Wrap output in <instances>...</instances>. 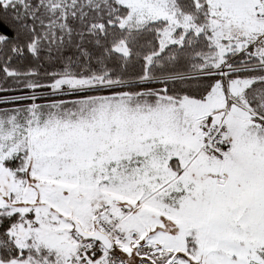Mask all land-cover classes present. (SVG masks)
Returning a JSON list of instances; mask_svg holds the SVG:
<instances>
[{"label": "snow or ice", "instance_id": "snow-or-ice-1", "mask_svg": "<svg viewBox=\"0 0 264 264\" xmlns=\"http://www.w3.org/2000/svg\"><path fill=\"white\" fill-rule=\"evenodd\" d=\"M0 264H264V0H0Z\"/></svg>", "mask_w": 264, "mask_h": 264}]
</instances>
